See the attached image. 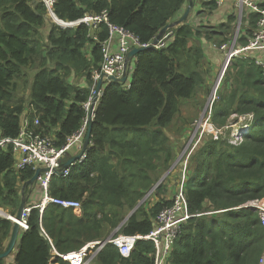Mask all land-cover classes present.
Masks as SVG:
<instances>
[{"label": "trees", "instance_id": "16d2710c", "mask_svg": "<svg viewBox=\"0 0 264 264\" xmlns=\"http://www.w3.org/2000/svg\"><path fill=\"white\" fill-rule=\"evenodd\" d=\"M188 2L56 0L53 10L67 22L106 11L110 23L128 30L144 45L154 43L165 27L174 24ZM202 7L200 14H213L218 8L215 0H203ZM47 22L48 11L41 0H0V144L21 136L26 117L29 130L52 137L60 148L81 129L86 115L83 106L91 95V74L102 63L101 49L87 26L52 25L44 36ZM223 28L230 29L227 24L209 27L206 41L221 37L219 44L225 42ZM173 29L175 35L166 48L147 49L134 57V66L128 65L130 81L103 87L86 160L73 167L68 177L51 180V196L80 201L83 215L77 217L53 205L41 218L39 209H34L29 230L20 231L17 253L11 261L0 259V264H50L53 248L68 254L108 239L125 221L127 211L138 206L140 190H148L157 181L148 172L167 165L172 154L170 150L166 162L159 160V148L168 138L165 129L181 101L191 99L206 83L202 68L212 67L203 46L192 44L202 34L199 27ZM97 35L100 40L109 36L105 24ZM232 67L236 71L230 72L223 87L235 75L239 85L221 93L213 104L211 121L220 130L223 127L218 125L227 126L234 114L253 118L246 124L248 131L233 138L236 144L221 135L218 140L209 136L187 163L185 193L194 217L175 242L168 264H259L264 253V227L258 212L247 206L264 199V72L253 59L241 57ZM70 72L85 73L83 81L69 82ZM28 82L27 102L19 96L18 84ZM37 119L40 124L34 126ZM20 161L11 144L0 146V208L13 217L19 212L24 185L35 175V167L19 171ZM25 192L29 196V190ZM165 192V184L160 185L118 234H150L160 212L172 203ZM14 226L0 217V253L6 251ZM155 260L154 244L139 240L129 258L107 245L91 264H155ZM56 264L70 263L57 258Z\"/></svg>", "mask_w": 264, "mask_h": 264}, {"label": "built area", "instance_id": "2783aa9c", "mask_svg": "<svg viewBox=\"0 0 264 264\" xmlns=\"http://www.w3.org/2000/svg\"><path fill=\"white\" fill-rule=\"evenodd\" d=\"M48 11V16L63 29H75L81 25H85L90 30V38L94 43H98L101 49L102 63L98 70H94L91 74V95L86 103H84V110L86 112L85 118L83 119L81 129L68 139L67 143L63 147H57L52 137L42 136L35 130H29L31 126L28 118L25 119L24 129L21 132V136L15 140H4L0 146L5 144H11L14 152L20 156V163L16 168L21 171L27 167L37 168H48L49 172L44 173L38 181L39 189L42 192V199L39 203L28 205L23 214L22 221L20 223V229L22 231L29 230V219L34 209H39L41 218H43L45 211L50 206H58L67 210H72L76 213L83 212V205L80 201L65 200L60 198H54L51 196L49 189L50 183L54 176L68 177L71 169L84 163L87 157V152L77 161L73 162L68 168H64V165L70 162L72 157L69 152L73 151V148L79 149L81 152L88 127L96 117V110L98 106V99L101 96L99 93L98 99L95 100L98 85L103 82V87L107 86L113 81L110 78H121L124 73H127L128 67L126 66L127 55L133 48H147L152 44L142 45L139 39L130 33L123 27L114 25L109 22L107 12H103L101 16L86 15L84 18L74 21L67 22L60 20L54 13V5L56 0H41ZM203 0H194V6L202 7ZM235 7V14L230 11L227 15L221 14L220 19L222 20L217 23V27L223 24H228L229 18H233L235 24L231 25V33L226 37V41L219 43H211L208 49L213 51H220L225 53L224 65L220 71L219 81L216 89L214 90L213 100L210 105L213 108L215 99L217 98V91L224 81L225 75L229 70L234 58H245L253 59L256 66L261 68L264 72V56L257 57V53L264 54V0H232ZM217 7L224 9L226 0H215ZM233 7V8H234ZM203 10V7H202ZM200 14V13H198ZM196 14L194 28L199 27L198 24L199 15ZM256 17L255 23L253 24L252 18ZM102 24H105L109 31V36L105 40H100L97 33L100 31ZM233 25V27H232ZM175 35L174 29H169L158 41L154 48L163 49L168 46L171 42L172 37ZM116 36H118L116 38ZM243 38L247 39L245 44H240ZM155 42V41H154ZM91 47V46H90ZM255 56V57H253ZM131 73V72H130ZM130 78V76H129ZM129 87V84H128ZM103 90V88H102ZM40 122L37 119L34 126H39ZM205 132L202 131L200 135L207 134V128H204ZM210 136L217 137L218 140L222 131H217L212 125H210ZM208 135V134H207ZM232 144H236L231 141ZM94 144L91 143V146ZM70 156V159L68 158ZM67 158V162L65 159ZM65 161V162H64ZM187 165L184 169L180 186L173 197L170 206L165 207L159 214L153 231L148 235H135L125 236L119 235V229L113 233L108 239L104 241H93L87 243L82 249L68 253L60 254L55 248H53L52 259L50 264H56V259L61 258L62 260L70 264H91L94 258L99 252H101L107 245H113L119 250V253L129 258L134 251V248L139 240H146L154 244L156 249V260L155 264H168V258L173 250L174 244L182 234L186 223L193 218L189 211L188 201L186 198V183H187ZM253 203L254 205H252ZM247 206L258 212L264 227V199L260 201L251 202ZM259 264H264V253L259 261Z\"/></svg>", "mask_w": 264, "mask_h": 264}, {"label": "rangeland", "instance_id": "374dc122", "mask_svg": "<svg viewBox=\"0 0 264 264\" xmlns=\"http://www.w3.org/2000/svg\"><path fill=\"white\" fill-rule=\"evenodd\" d=\"M200 11H202V9L199 6H195L192 9L191 13H193V16H196V14ZM232 12H233L232 15H234L235 7L233 8ZM234 21L235 20L232 19L229 22V24H227L229 25L230 29L228 30L224 28L222 29V31H225L226 36L231 33L232 30H231L230 24H233V23L235 24ZM201 22L202 20H200V22L198 20L199 25L201 24ZM214 24H216V22H213V21L208 22L207 25L201 24L199 26V29H201L202 34L198 36V40L194 38L195 41L192 42V44L199 43L203 46V49L206 50V54L208 53L207 59L209 61V64L210 65L212 64L211 69H208L207 67V70H204V67L202 68V71H204L203 75L205 74V77H206V83L205 82L203 83V86L199 88L197 93L191 99L181 101L179 112L174 117L172 124L168 128L165 129V133L167 134L168 138H167V141L163 144V147L159 148L160 150L159 160L161 162H166L170 150L172 151V154H171L172 160L170 159L168 164L165 166L161 164V167L157 168V171L151 169L148 172L150 179L153 178V180H157L156 181L157 183L155 182L154 184H152V186L148 190H140L139 193L143 192V196L139 200V203H142L144 199H146L145 202L148 200V198L156 191L157 188L155 189V186L161 181V179L165 175H166V178L164 179L162 183V184H165L166 186V192L164 194H166L165 197L167 199L173 200V197L176 194L180 186V181L182 179L183 172H184V169L186 168L187 163L191 160L192 155L200 148V146L203 143L205 144L207 141L211 139V137H209L211 134L210 125H212L215 130L217 131L219 130L211 121L213 109L210 103L213 100V96H214L213 92L216 89L215 87L217 86L218 81H219L218 79H219L220 71L224 65L225 53H222L216 50L213 51L211 49H208L207 51L205 44H204L206 40L205 34L207 31H211V30H208L209 27H215ZM52 25L56 26L57 24L52 19V17L48 16L47 25L45 27V30H43L44 36H46V32L50 29ZM191 26H193V24H191ZM221 40H222L221 37H216L212 42L219 43L221 42ZM240 44L242 43L240 42ZM237 59L238 58L233 59L232 64L225 75L224 80H226V78H230V72L232 73L236 71V68H233L232 65H233V62H235ZM71 73L72 72H70L69 74ZM84 75L85 73L83 72H73L70 76L66 78L72 84H75V83L78 84L83 81ZM223 83L224 81H222L217 91V98L215 99V102L219 99L218 97L221 96V93L223 91H224L223 92L224 94L227 91V89L229 90L228 92H230L232 88L238 87L239 85L238 75H235L233 78H231V82L228 87H223ZM30 87L31 85L29 82L25 85L21 83L18 84L19 96L24 97V99L27 102L29 101V97H30ZM252 118L253 117H249V116L238 117L236 114L232 115L229 119L227 126L224 127V126L218 125L219 128L223 127L222 129L219 130V131H222L221 137L231 138L232 141L235 143L236 141L233 138L238 139L239 138L238 136L248 131L249 125H246V124L249 123L250 120H252ZM204 128H207L206 132L208 135L207 134L200 135L202 131L205 132ZM214 137L217 138L215 135ZM214 137L212 135L213 140H215ZM72 152H70L69 155H71ZM157 165H160L159 161H157ZM169 171L170 173L167 175ZM187 177H188V173H187ZM36 188L39 189V186L36 185ZM149 193L150 195H148ZM40 194L42 197L41 192ZM139 203H138V206H139ZM251 204L254 205L253 203ZM2 210L5 212H9L4 209ZM132 211L133 210H128L125 217L129 216V214ZM115 232H116V229H113L111 235ZM13 257L14 256L10 257V261L11 259H13Z\"/></svg>", "mask_w": 264, "mask_h": 264}, {"label": "water", "instance_id": "95a60500", "mask_svg": "<svg viewBox=\"0 0 264 264\" xmlns=\"http://www.w3.org/2000/svg\"><path fill=\"white\" fill-rule=\"evenodd\" d=\"M194 8V0H189V7L186 9V12L184 13V15L181 17V19H179L177 22H175L174 24L172 25H169L167 27H165L160 36H158V38L156 39V41L153 43V45H151L150 47H147V48H133L129 54L127 55V60H126V66L128 67V65L131 63V61L134 59V57L142 52V51H145L147 49H151V48H154V45H156L158 43V41L161 39V37L169 30V29H173V28H177L181 25H190L188 22H187V19L189 18V16L191 15V12H192V9ZM110 80L112 81H115V82H119V83H122V84H126L128 81H130V78L128 76L127 73H124L123 76L121 78H110ZM102 88H103V82H101L99 85H98V88H97V93L95 95V100L98 99V96H99V93L102 91ZM214 93V92H213ZM92 123H90L89 127H88V130H87V134H86V138H85V142H84V145H83V148L81 150V152L78 154L77 157H75L74 159H72L70 162L66 163L64 165V168H68L73 162L77 161L78 159H80L83 154L87 151L88 149V146H89V143H90V137H91V133H92ZM173 169V168H172ZM171 169V170H172ZM50 169L48 168H42V167H39L36 169L35 171V175L34 177L28 181L24 187H23V191H22V202H21V205H20V208H19V212L17 214L16 217H13L11 216L10 214H0V217H3V218H6V219H9L11 220L13 223H14V230H13V233H12V237H11V240H10V243L6 249L5 252L3 253H0V259H7V258H10L11 256H14L16 253H17V247L19 245V241H20V223L22 221V218H23V214L25 212V209L28 205V201H29V196H26V190L28 189L30 191L31 188H33L34 186L37 185L38 181H39V178L44 174V173H47L49 172ZM170 170V171H171ZM170 171L167 173V175L170 173ZM166 178V175L161 179V181L155 186V189L158 188L164 181V179ZM154 190V189H153ZM152 193V192H150ZM150 193L148 195H150ZM146 199H144V201L142 203L139 204L138 207H136V209H134L130 214L129 216L126 217L125 221L120 225L119 229L122 228V226L125 224V222L132 217V215L138 210V208L145 202Z\"/></svg>", "mask_w": 264, "mask_h": 264}, {"label": "crops", "instance_id": "0c3cea01", "mask_svg": "<svg viewBox=\"0 0 264 264\" xmlns=\"http://www.w3.org/2000/svg\"><path fill=\"white\" fill-rule=\"evenodd\" d=\"M189 7V2H188V6H186V8H188ZM195 7V6H194ZM200 7V6H199ZM233 7H234V3H233V1L232 0H226V2H225V6H224V9H222V8H217L216 10H215V12L213 13V14H210L209 13V11L208 12H206V13H201L200 15H199V18H200V20H202V22H203V25H207V23L208 22H216V24H214V26L215 27H217V23L219 22V21H221L222 22V20L220 19V16H221V14H225V13H227V15H228V13L230 12V11H232L233 10ZM201 9H202V7H200ZM186 12V9H185V11H184V13ZM200 12H202V11H200ZM184 13L182 14V16L184 15ZM199 13V12H198ZM197 13V14H198ZM182 16H180L179 17V19H181V17ZM196 16H193V13H191V15L189 16V18L187 19V22L191 25V24H195V18ZM193 18V19H192ZM178 19V20H179ZM177 20V21H178ZM176 21V22H177ZM49 31V30H48ZM48 31L46 32V33H48ZM100 31V30H99ZM118 36H116V38H117ZM212 43H214V42H212ZM205 47H206V49H207V51H208V46H209V44H211L210 42H208V41H206L205 40ZM257 57H262V56H264V54H261V53H257V55H256ZM253 57H255V56H253ZM132 66H134V62H133V60L131 61V63H130ZM216 72V71H215ZM84 87H87V84H84L83 85ZM27 113V112H26ZM28 116V115H27ZM25 117H26V115H25ZM26 119H27V117H26ZM77 148H80V146L79 147H76V148H74L73 149V152H72V154L70 155V156H72V157H75L76 155H78L79 154V149H77ZM70 156H68V158L70 159ZM65 161L67 162L68 160H67V158L65 159ZM64 161V162H65ZM37 185H38V183H37ZM39 186V185H38ZM40 192H41V190L40 189H37L36 188V186H34L33 188H31L30 189V191H29V201H28V205H30V204H36V203H39L40 201H41V199H42V197H41V194H40ZM42 193V192H41ZM27 205V206H28ZM72 211V210H71ZM8 213V212H7ZM73 213L77 216V217H81L82 215H83V212L82 213H76V212H74L73 211ZM119 229V228H118ZM117 229V230H118ZM116 230V231H117ZM120 230V229H119Z\"/></svg>", "mask_w": 264, "mask_h": 264}, {"label": "bare ground", "instance_id": "6f19581e", "mask_svg": "<svg viewBox=\"0 0 264 264\" xmlns=\"http://www.w3.org/2000/svg\"><path fill=\"white\" fill-rule=\"evenodd\" d=\"M0 214L4 215V214H7V213L5 211H3L2 209H0Z\"/></svg>", "mask_w": 264, "mask_h": 264}]
</instances>
